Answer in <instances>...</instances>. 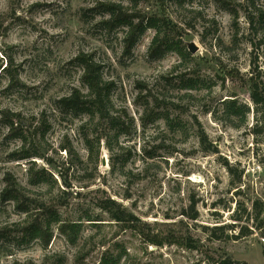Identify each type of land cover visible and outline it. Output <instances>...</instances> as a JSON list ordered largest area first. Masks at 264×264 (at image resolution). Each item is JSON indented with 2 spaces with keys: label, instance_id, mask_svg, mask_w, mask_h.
I'll return each mask as SVG.
<instances>
[{
  "label": "rangeland",
  "instance_id": "374dc122",
  "mask_svg": "<svg viewBox=\"0 0 264 264\" xmlns=\"http://www.w3.org/2000/svg\"><path fill=\"white\" fill-rule=\"evenodd\" d=\"M108 1L121 3L133 23L136 15L171 18L189 57L170 51L151 58V28L126 53L129 25L107 23L109 14L94 8ZM232 7L235 22L215 0H0V110L21 112L23 129L10 136L0 120V191L9 169L34 201L30 213L60 219L44 246L17 225L26 214L0 201V264H114L118 257L116 264L227 257L264 264V120L251 98L254 83L264 90V0H234ZM82 51L103 64L115 110L132 122L129 134L112 139V151L106 139L113 132L102 134L98 161L88 158L80 127L86 116L56 106L73 88L87 91L74 60ZM9 56L22 87L8 88ZM225 99L244 114L230 115ZM22 145L42 157H11ZM29 160L36 161L32 173L46 169L41 183H30ZM106 198L134 219L117 223L99 206ZM61 222L80 225L75 243Z\"/></svg>",
  "mask_w": 264,
  "mask_h": 264
},
{
  "label": "trees",
  "instance_id": "16d2710c",
  "mask_svg": "<svg viewBox=\"0 0 264 264\" xmlns=\"http://www.w3.org/2000/svg\"><path fill=\"white\" fill-rule=\"evenodd\" d=\"M185 0H176L178 4H183ZM222 5L226 10L232 14V18L235 20L238 17L236 9L232 7L234 0H215ZM121 3H115L113 1L108 2H99L95 5V9H101L102 11L109 14L110 20L107 23L111 24H120L126 23L129 25V30L126 32L123 37L124 50L126 53H129L131 49L135 46L140 36L149 28L155 31L152 38L151 44L149 46V54L151 58H156L164 55L170 51H176L186 59L189 57V53L186 50L183 39L181 38L180 28L178 25L167 16H139L136 15L137 21L134 22L135 16L127 14ZM247 20L251 26L254 23V18L251 15L247 16ZM5 66L4 71L9 76L8 88H15L18 86H23L22 81L20 80L17 73V65L14 62L12 56L8 58L4 57ZM82 68L81 81L84 86L87 88L86 92L81 91L79 88H73L72 92L69 95L63 96L57 100V108L60 111L68 112L72 116H79L84 114L86 116L85 121L82 122L80 127L82 130H86L84 135L85 145L88 151V158L90 160L99 159L100 153V142L102 134L106 131L108 135L110 132H113L111 137H108L107 146L112 151V139L116 140L120 135L129 134L130 126L132 124L129 121V124L125 120L128 115L125 110L121 113L115 110L114 103L112 100V90L114 82L108 80L104 77L103 73V64L94 59L92 53L80 52L74 59ZM0 67H2V59L0 57ZM251 98L255 104L256 110L259 115L264 120V90L259 89L257 84L251 86ZM235 99H225L222 101L224 110L228 111L229 114L237 115L244 114L241 108L236 105ZM147 110V108H146ZM118 112V113H116ZM152 114V113H151ZM125 118V119H124ZM21 119L22 114L19 111H12L10 108L6 107L3 110H0V120L4 123L5 126L9 127L8 134L10 136H16L20 132H23L21 128ZM141 120L144 121V117H141ZM154 120V117L153 119ZM95 124L93 132L88 133L89 126ZM145 124V123H143ZM258 123H256L257 125ZM42 123L39 125L41 128ZM258 126V125H257ZM42 131V130H41ZM106 136L107 133H105ZM25 145L18 149L12 151L10 154L11 157L17 159H30L33 157H42L39 149H34L31 151L24 148ZM66 148V147H63ZM70 152V151H69ZM146 152V151H145ZM30 162L29 169L30 183L37 184L41 183L40 179H44V176L47 174L46 169L41 168L38 171L32 173L33 168L36 166L35 160H29ZM115 164H113L114 166ZM3 181L4 186L0 191V201L2 203L12 201L14 203V208L26 214V217L19 222L17 225L26 224L24 231L27 236V240L39 239L44 246L48 245L53 232H52V221H60L59 217L53 215L54 219L47 220L40 219L39 217L30 213L32 210L31 204L33 199L26 197L25 191L26 187L21 185L18 179L15 177L14 173L6 169L3 172ZM36 202V201H35ZM100 208L108 212L110 217L115 220L117 223L121 222H131L133 215L129 212H126L125 209L121 208L120 205L111 198H106L101 200L99 203ZM39 208V207H36ZM197 213L189 215L191 219H195ZM85 219L91 224H98L96 219L90 217V215H85ZM238 220H241L238 219ZM54 222V221H53ZM60 231L66 236L67 240L71 243H75L78 236V230L80 225L76 223H60ZM28 225V226H27ZM209 229L208 227H205ZM222 227H212V230L221 229ZM245 233V232H244ZM26 240V238H22ZM120 257L115 259L114 264L119 262ZM111 261V260H110ZM109 260L105 262H110ZM112 262V261H111ZM12 264H17L14 262ZM110 264V263H109ZM217 264H249L247 262H240L234 260L230 257H227L223 260L217 261Z\"/></svg>",
  "mask_w": 264,
  "mask_h": 264
},
{
  "label": "water",
  "instance_id": "95a60500",
  "mask_svg": "<svg viewBox=\"0 0 264 264\" xmlns=\"http://www.w3.org/2000/svg\"><path fill=\"white\" fill-rule=\"evenodd\" d=\"M188 50L191 51V52H195V50H196V45L194 44V42H190V43H188ZM102 163H103V164L105 163L104 159L102 160Z\"/></svg>",
  "mask_w": 264,
  "mask_h": 264
}]
</instances>
